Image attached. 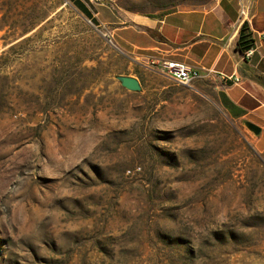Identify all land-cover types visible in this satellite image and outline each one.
Here are the masks:
<instances>
[{
  "label": "rangeland",
  "instance_id": "1",
  "mask_svg": "<svg viewBox=\"0 0 264 264\" xmlns=\"http://www.w3.org/2000/svg\"><path fill=\"white\" fill-rule=\"evenodd\" d=\"M104 32L68 0H0V264H264L257 136L214 80L141 67Z\"/></svg>",
  "mask_w": 264,
  "mask_h": 264
},
{
  "label": "crops",
  "instance_id": "2",
  "mask_svg": "<svg viewBox=\"0 0 264 264\" xmlns=\"http://www.w3.org/2000/svg\"><path fill=\"white\" fill-rule=\"evenodd\" d=\"M68 1L82 4L85 12L77 8L86 17L109 29L135 64L165 72L160 66L164 59L182 61L201 78L214 80L216 97L228 115L261 128L256 145L264 149V0H215L208 8H178L159 17L119 11L99 0ZM243 26L251 42L241 52L237 42ZM250 49L254 52L247 58ZM148 57L159 64L147 65Z\"/></svg>",
  "mask_w": 264,
  "mask_h": 264
},
{
  "label": "built area",
  "instance_id": "3",
  "mask_svg": "<svg viewBox=\"0 0 264 264\" xmlns=\"http://www.w3.org/2000/svg\"><path fill=\"white\" fill-rule=\"evenodd\" d=\"M245 9L240 10V16L244 17L245 15ZM102 26V25H99ZM104 27V26H103ZM105 28L104 35L110 42L113 41V34L112 32ZM254 52V49H250L244 53L245 57H250ZM145 63L150 66L158 65L159 62L156 61L152 57L145 58ZM161 68L165 71V73L176 80L177 82L183 84V85H189L191 82L195 81L198 78H201L200 72L193 67L191 64L182 62V61H174V60H168L164 59L160 63ZM239 79H236L238 81Z\"/></svg>",
  "mask_w": 264,
  "mask_h": 264
},
{
  "label": "water",
  "instance_id": "4",
  "mask_svg": "<svg viewBox=\"0 0 264 264\" xmlns=\"http://www.w3.org/2000/svg\"><path fill=\"white\" fill-rule=\"evenodd\" d=\"M116 78L121 86L129 91L138 92L142 89L140 80L134 76L118 75ZM243 125L254 136H258L261 132V128L250 121H243Z\"/></svg>",
  "mask_w": 264,
  "mask_h": 264
},
{
  "label": "trees",
  "instance_id": "5",
  "mask_svg": "<svg viewBox=\"0 0 264 264\" xmlns=\"http://www.w3.org/2000/svg\"><path fill=\"white\" fill-rule=\"evenodd\" d=\"M74 5L78 7L81 11L85 12L82 4L75 3ZM25 30L27 31L28 29H25ZM250 42H251V39H249L248 35L245 33V28L243 26L240 30V35H239V39L237 42L238 49L241 52H244V50L250 46Z\"/></svg>",
  "mask_w": 264,
  "mask_h": 264
}]
</instances>
